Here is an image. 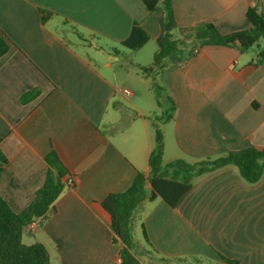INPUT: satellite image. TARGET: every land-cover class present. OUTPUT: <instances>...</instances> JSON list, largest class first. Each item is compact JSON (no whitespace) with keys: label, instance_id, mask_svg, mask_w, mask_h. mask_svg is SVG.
<instances>
[{"label":"crops","instance_id":"crops-1","mask_svg":"<svg viewBox=\"0 0 264 264\" xmlns=\"http://www.w3.org/2000/svg\"><path fill=\"white\" fill-rule=\"evenodd\" d=\"M170 2L177 25L191 32L206 23L221 33L248 29L247 10L264 13V0ZM134 22L149 40L129 55L120 42ZM0 31L10 42L0 57L2 198L14 212L27 206L44 181L50 151L74 177L49 216L21 230L24 244L45 246L50 264L119 263L101 201L148 173L152 104L164 111L169 98L175 103L171 118L158 123L163 163L264 146V64L256 63L262 41L244 51L195 46L182 62L146 76L137 65L149 64L141 51L156 42L160 26L142 0H0ZM116 65L141 82L145 99L119 79ZM152 83L162 88L160 97ZM30 90L37 95L21 102ZM119 117L127 119L123 125ZM136 226L144 264H155V256L171 262L164 264H264V173L255 183L230 165L195 176L175 206L160 197L143 201L132 234ZM144 246L151 254L141 253Z\"/></svg>","mask_w":264,"mask_h":264},{"label":"trees","instance_id":"trees-1","mask_svg":"<svg viewBox=\"0 0 264 264\" xmlns=\"http://www.w3.org/2000/svg\"><path fill=\"white\" fill-rule=\"evenodd\" d=\"M148 10L157 15L160 33L156 38L157 49L148 65H137L146 76L175 66L189 57L195 46L207 44L226 45L240 51L247 50L259 41L264 43V13L250 7L246 16L250 22L248 29L221 33L212 23H206L194 32L179 27L175 21L170 0H142ZM194 42L189 45L187 40ZM149 40L148 33L134 22L129 35L120 43L131 50L142 47ZM10 48V42L0 31V57ZM256 63L264 64V49L257 52ZM152 89L161 96V87L152 83ZM37 95V90H30L20 96L21 102H27ZM169 105L163 111L162 118H171L174 101L169 98ZM160 104V101H159ZM155 128V146L148 155L149 171L138 172L131 185L123 191L108 195L101 201V206L110 216L114 241L118 242V264H144L137 255L132 229L135 211L145 200L160 197L170 206H175L181 196L192 186V179L204 173L224 166H234L241 178L247 183L257 182L264 173V146L257 148L248 145L238 150H227L218 157L198 162H188L177 158L163 163V143L157 123ZM47 168L42 185L36 190L32 201L21 211L14 212L0 194V264H50L48 252L41 243L24 244L21 230L31 221L46 219L53 203L66 186L64 178L69 172L54 151L45 157ZM6 157L0 149V180ZM72 186V185H71ZM146 243L148 244L146 238ZM150 251L148 250V253ZM163 259V258H162ZM227 264H236L225 259Z\"/></svg>","mask_w":264,"mask_h":264},{"label":"rangeland","instance_id":"rangeland-1","mask_svg":"<svg viewBox=\"0 0 264 264\" xmlns=\"http://www.w3.org/2000/svg\"><path fill=\"white\" fill-rule=\"evenodd\" d=\"M193 42H194V40H192V39L187 40V44H189V45H191ZM252 48H256V44H254L252 46ZM123 49L126 52H128L129 55L132 54L131 49H128V48H123ZM156 49H157V43L154 40L149 41L147 43V45L144 47V49H142V51H141V52H143L142 55H141V60L144 61V62L147 61L146 63L150 64L152 59H153V54L156 51ZM115 69L117 70L119 79H121V81H125V82L129 81L130 83H132L134 88L138 89L139 93H142L138 97H142V98L145 99L146 90L143 87V85H141V82L138 79H136L135 77H127V78H125L124 76H122V70L120 69V65H116ZM152 92L153 91H147V94H148V96H151V98L153 100L154 99V96H153L154 93H152ZM131 114L132 113L126 112L124 116L128 119V117L130 118ZM161 115H163V110H161L155 104H152L151 107H150V114L148 116L149 117V121L150 122L154 121L155 123L158 124L160 122V120H161V117H162ZM119 118L121 119V124L120 125H123L122 123L126 122V120H127V119H124L122 117H119ZM151 130H152L153 137H155V128L152 129V127H151ZM133 239H134V241L141 240L140 231H139V228L137 226H136V229H134V231H133ZM146 250H147V252H146ZM148 250L149 249L146 246H144L141 253H143L144 256L151 254V253H148ZM139 251H140V248L138 247L137 248V252H139ZM154 259H155L154 260L155 264H158V263H161V264L171 263L170 261H165V260L159 259L157 256H155Z\"/></svg>","mask_w":264,"mask_h":264},{"label":"built area","instance_id":"built-area-1","mask_svg":"<svg viewBox=\"0 0 264 264\" xmlns=\"http://www.w3.org/2000/svg\"><path fill=\"white\" fill-rule=\"evenodd\" d=\"M118 91H120V92H122V93H124V94H126V95H129V94L131 93V91H130L128 88H125V87H120V88L118 89ZM64 182H65L66 185L71 186V185H73V183H74V177L71 176V175H69V176H67V177L65 178ZM36 222H37V220H33V221H31L29 224H30L31 226H34V225L36 224Z\"/></svg>","mask_w":264,"mask_h":264}]
</instances>
